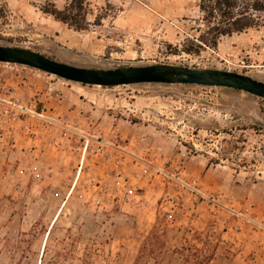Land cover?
I'll use <instances>...</instances> for the list:
<instances>
[{"label":"rangeland","instance_id":"374dc122","mask_svg":"<svg viewBox=\"0 0 264 264\" xmlns=\"http://www.w3.org/2000/svg\"><path fill=\"white\" fill-rule=\"evenodd\" d=\"M52 1L62 9L68 0ZM86 2L89 28L75 32L40 11L45 0H0V46L88 69L176 65L264 83V15L210 48L198 41L201 0ZM21 68L11 74L38 89L54 115L90 134H117L131 156L88 158L78 174L81 151L60 132L36 139L35 154L18 136L0 155V264H133L153 227L166 230L169 264L189 247L213 255L210 264H264V100L197 86L85 87ZM119 173L136 205L113 194Z\"/></svg>","mask_w":264,"mask_h":264},{"label":"built area","instance_id":"2783aa9c","mask_svg":"<svg viewBox=\"0 0 264 264\" xmlns=\"http://www.w3.org/2000/svg\"><path fill=\"white\" fill-rule=\"evenodd\" d=\"M18 67L0 65V155L7 158L9 150L16 148L18 136L29 140L31 143L29 148L33 151L32 154L38 153L36 139L55 130L60 132V140L64 141V145L72 147L71 144L74 143L77 150L81 151L80 163L77 166L78 174L83 169L84 160L88 158H100L102 161L110 160L111 163L116 160L117 163H120L119 159L114 160L116 158L114 156H118V158L131 156L125 148L119 145L117 134L107 138L97 129L90 134L84 128L69 125L61 115H54L53 110L46 105L43 95L38 89L27 87L24 78L18 79V74H11V71ZM239 67L247 68L244 61ZM4 69H9L12 76L10 74L4 75ZM53 143L55 145L58 142ZM119 155L122 156L119 157ZM130 159L139 162L135 157H130ZM32 161L34 164L30 168L32 171L30 174H37L38 163L34 159ZM122 162L126 163V159L122 158ZM141 164L147 167L146 163L142 162ZM120 174L112 179L116 185L115 189H117V191H113V194H118V199L123 200L127 205H136L137 196L132 184L126 182ZM112 188H114L113 185ZM103 195L105 196V194Z\"/></svg>","mask_w":264,"mask_h":264},{"label":"water","instance_id":"95a60500","mask_svg":"<svg viewBox=\"0 0 264 264\" xmlns=\"http://www.w3.org/2000/svg\"><path fill=\"white\" fill-rule=\"evenodd\" d=\"M0 64L29 68L85 87L109 89L145 84L197 86L240 91L264 100L263 82L220 69H191L176 65L88 69L56 61L27 48L11 46H0Z\"/></svg>","mask_w":264,"mask_h":264},{"label":"trees","instance_id":"16d2710c","mask_svg":"<svg viewBox=\"0 0 264 264\" xmlns=\"http://www.w3.org/2000/svg\"><path fill=\"white\" fill-rule=\"evenodd\" d=\"M199 10L203 30L198 41L215 48L223 37L242 34L259 27L264 15V0H201ZM40 11L75 32L87 31L89 28L86 0H68L62 9H58L52 0H45ZM193 51L185 52L194 54ZM165 234V228L153 227L138 249L133 264H169L165 260ZM180 251L175 250V254L180 256V264H210L213 260V255L205 256L194 247L187 248L184 255Z\"/></svg>","mask_w":264,"mask_h":264},{"label":"crops","instance_id":"0c3cea01","mask_svg":"<svg viewBox=\"0 0 264 264\" xmlns=\"http://www.w3.org/2000/svg\"><path fill=\"white\" fill-rule=\"evenodd\" d=\"M79 96L77 97L78 99V102H85L86 101V98H83L82 96H80V94H78ZM90 101V100H89ZM47 105H49L48 103H47ZM77 105V104H76Z\"/></svg>","mask_w":264,"mask_h":264}]
</instances>
